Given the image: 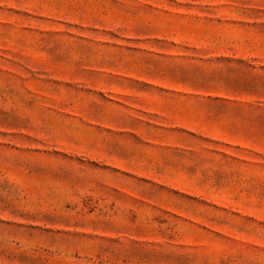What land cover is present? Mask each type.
<instances>
[{
    "label": "rangeland",
    "instance_id": "rangeland-1",
    "mask_svg": "<svg viewBox=\"0 0 264 264\" xmlns=\"http://www.w3.org/2000/svg\"><path fill=\"white\" fill-rule=\"evenodd\" d=\"M0 264H264V0H0Z\"/></svg>",
    "mask_w": 264,
    "mask_h": 264
}]
</instances>
